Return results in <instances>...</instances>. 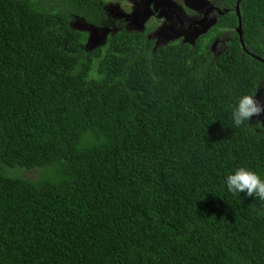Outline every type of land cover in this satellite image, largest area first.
<instances>
[{"label": "trees", "instance_id": "obj_1", "mask_svg": "<svg viewBox=\"0 0 264 264\" xmlns=\"http://www.w3.org/2000/svg\"><path fill=\"white\" fill-rule=\"evenodd\" d=\"M208 1L158 44L109 0H0V264H264V201L226 186L264 180V117H232L264 101V0L239 3L255 57L237 0Z\"/></svg>", "mask_w": 264, "mask_h": 264}, {"label": "flooded vegetation", "instance_id": "obj_2", "mask_svg": "<svg viewBox=\"0 0 264 264\" xmlns=\"http://www.w3.org/2000/svg\"><path fill=\"white\" fill-rule=\"evenodd\" d=\"M131 1L133 3H135V7H134V9H135V8H137V6L141 0H131ZM168 1H171V2H165L164 0H151L152 10L154 8H156V9H155V12H153V15H151L149 17V19L152 21H150V22L148 21V24H150V26H152V27H156V30L160 27L157 31L155 30L156 31L155 34H158L160 29L164 28V22H165L164 21L160 26V21H162V19L159 16L161 15V17H163V16L170 17V19H172V21H174L176 23L177 28L175 31L178 32V35H179L178 36L179 38H177L175 40L179 39V41H182V42H184L186 39L187 40L190 39L188 36L184 35V33H185L184 31L187 28H190L191 24L196 23V22H200L202 20H208V18H210V17H214L211 23H214V21L216 23V17L219 15V12L225 10L224 8H221V9L218 8V9L207 11L208 6L205 8L201 7V8L195 9L196 7L191 0H168ZM145 2H146V0H145ZM162 9H164V11H162ZM139 12H140V9L137 12H136V10L133 11L130 15V18H133V19L132 20L130 19V21L127 23L123 22L124 19L122 18V16H119V13H116V15L112 16V18L114 19V21L116 22L117 25H123L124 27H127V28H133V26L138 27L134 23V22H136L134 19L135 18L134 16H135V14H139ZM210 12H213V13H210ZM159 13H160V15H158ZM178 15H180L181 21H178V19H177ZM168 19L169 18H166V20H168ZM153 22H154V24H153ZM182 32H184V33H182ZM166 33H169V32L166 31ZM168 40H171V39H165V42H170ZM175 40H173V41H175ZM162 41H164L162 38H157L156 43L161 44ZM261 99H263V98H261ZM262 104H264V101L262 102Z\"/></svg>", "mask_w": 264, "mask_h": 264}, {"label": "clouds", "instance_id": "obj_3", "mask_svg": "<svg viewBox=\"0 0 264 264\" xmlns=\"http://www.w3.org/2000/svg\"><path fill=\"white\" fill-rule=\"evenodd\" d=\"M212 5L215 6L213 3ZM123 14L126 15L122 13L123 19L129 18L128 16H130L127 15V17H124ZM155 35L158 36L157 34ZM261 115H264V104L260 100L258 101L255 95L241 97L232 113L234 124L237 127L244 124L245 121L250 122L253 116L259 117ZM262 125H264V121L257 120L256 126L260 127ZM226 186L230 193H246L248 197H257L261 201H264V180H261L255 172L244 167L237 169L234 174L226 177Z\"/></svg>", "mask_w": 264, "mask_h": 264}, {"label": "rangeland", "instance_id": "obj_4", "mask_svg": "<svg viewBox=\"0 0 264 264\" xmlns=\"http://www.w3.org/2000/svg\"><path fill=\"white\" fill-rule=\"evenodd\" d=\"M206 1L209 2L208 0H206ZM109 4H112V6H113L112 9H113V11H115V14L116 13H119V16H122V13H125L126 15H131V13L133 11L136 10V12H137L139 9L140 10L143 9L141 6L143 4H145V2L143 0H141L139 2V4H138L137 8H135V9H134L135 3H133L131 0H109ZM208 5H212V3L209 2ZM203 7L205 8L206 7V4ZM155 9L156 8L153 9V12H155ZM162 11H164V9H162ZM210 13H213V12H210ZM158 15H160V13ZM128 17L129 18H125L123 20L124 23H127V22L130 21V19L131 20L133 19V18H130V16H128ZM134 17L136 18V16H134ZM159 17L162 19V21H160V26L165 21L164 22V28H161L160 31H159V34L160 35L161 34H164V32H166V31L170 33V31L172 32V31H175L176 30V28H177L176 23L174 21H172V19H170V17H168V16L161 17V15ZM166 18H169V19L166 20ZM213 18L214 17L208 18L207 23H204V24H201V25H194L193 24V26L191 28H187L185 31H191L192 30L193 33H194V35H196L199 31H201V29L202 30L206 29L209 26L208 22L211 23L212 20H213ZM177 19H178V21H181L180 15L177 16ZM148 21L150 22L152 20L148 19L147 22ZM214 23H215V21H214ZM153 24H154V22H153ZM74 26L76 28H83L84 27V25H79L78 23L75 24ZM83 29H84V31H86V33L88 35L87 36V42H86L88 48H93V47H95L97 45L102 44L103 34L99 35L100 32H96L94 29H92L90 27L89 28H83ZM184 32H182V33H184ZM177 38H179V37H177ZM177 38L173 37L171 40H168V41H173V40H175ZM162 39L165 41L164 38H162ZM214 48H215V46L213 47V49ZM257 100L259 101L260 98H258ZM253 117H257V116H253ZM261 117H264V115L259 116V118H261ZM6 170H9V169H6ZM14 170H17V169H14ZM18 170L21 172V176L24 177L23 176V173H25L26 171H23L21 169H18ZM14 172L15 173H12L11 176L17 177V175H18L17 171H14ZM26 176L27 177H30V178H35L36 177V172L27 173ZM22 177H20V178H22Z\"/></svg>", "mask_w": 264, "mask_h": 264}, {"label": "water", "instance_id": "obj_5", "mask_svg": "<svg viewBox=\"0 0 264 264\" xmlns=\"http://www.w3.org/2000/svg\"><path fill=\"white\" fill-rule=\"evenodd\" d=\"M165 2H171V1H168V0H164ZM192 2H193V4L195 5V9H197V8H201V7H203L205 4H206V7L208 8V10L207 11H209V10H214V9H217L215 6H213V5H208L209 4V2H207L206 0H191ZM240 1L241 0H237L236 1V4H235V6H234V13H235V15H236V17H237V27H236V33H237V35H238V39H239V42H240V44H241V48H242V50L246 53V54H248V55H250L251 57H255L252 53H250L248 50H247V48H246V46H245V44H244V42H243V38H242V27H241V17H240V13H239V3H240ZM144 2H145V0H144ZM150 3H151V0H146V2H145V5L143 6V9H141L140 10V12H139V14H136L135 16H136V18H135V24L138 26V29H140L141 27H142V25H143V23L149 18V16H151L153 13V10L151 11L150 9H149V7H150ZM208 3V4H207ZM219 14L221 15V12H219ZM123 16L124 17H127V15H124L123 14ZM204 23H207V20H202V21H200V22H196L195 24H204ZM208 24H209V26L206 28V29H204V30H202L201 29V31H199L196 35H194V33H193V31L191 30V31H185V33H184V35H186V36H188L190 39L189 40H185L184 42L186 43V42H188V43H192L193 42V40L198 36V35H200V34H203V33H205L208 29H210L211 27H212V25H213V23H210V22H208ZM193 26V24H191L190 25V28ZM169 29V28H168ZM180 33V32H179ZM158 36H161L159 33L157 34ZM179 35H178V32H176V31H170V33H166V32H164V34L161 36L162 38H165V39H172L173 37H175V38H177ZM256 59H258V61H260L261 63H263L264 64V60L263 59H261V58H258V57H255Z\"/></svg>", "mask_w": 264, "mask_h": 264}]
</instances>
